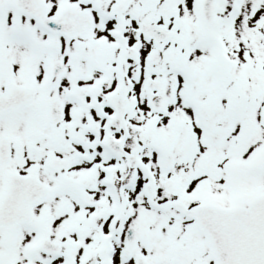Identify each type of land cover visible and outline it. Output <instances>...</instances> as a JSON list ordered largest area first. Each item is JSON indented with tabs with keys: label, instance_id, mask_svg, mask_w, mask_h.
<instances>
[{
	"label": "snow or ice",
	"instance_id": "obj_1",
	"mask_svg": "<svg viewBox=\"0 0 264 264\" xmlns=\"http://www.w3.org/2000/svg\"><path fill=\"white\" fill-rule=\"evenodd\" d=\"M0 264H264V0H0Z\"/></svg>",
	"mask_w": 264,
	"mask_h": 264
}]
</instances>
